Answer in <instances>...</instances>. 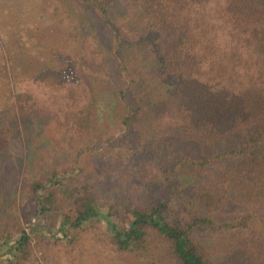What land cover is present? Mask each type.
Wrapping results in <instances>:
<instances>
[{
  "label": "trees",
  "instance_id": "1",
  "mask_svg": "<svg viewBox=\"0 0 264 264\" xmlns=\"http://www.w3.org/2000/svg\"><path fill=\"white\" fill-rule=\"evenodd\" d=\"M72 1L107 33L84 25L73 74L9 79L0 156L11 137L44 151L50 123L85 135L113 106L133 188L89 180L99 143L42 164L19 196L0 190V264H28L40 228L110 264H264V0Z\"/></svg>",
  "mask_w": 264,
  "mask_h": 264
},
{
  "label": "rangeland",
  "instance_id": "2",
  "mask_svg": "<svg viewBox=\"0 0 264 264\" xmlns=\"http://www.w3.org/2000/svg\"><path fill=\"white\" fill-rule=\"evenodd\" d=\"M47 2L48 0H19V9L23 16L19 19L22 23L21 33L16 36V39L11 41V44L13 45L16 43V48L21 47V45L23 48L24 45L28 43L26 41V38H28L26 35L29 33L31 35L32 44L35 43L40 45L39 41L44 40L59 46L52 48L47 46V49H45L44 46L42 49L38 47L40 49V54H38L39 58H37L38 63L35 65L36 69L30 70L31 66H29L26 69L29 73L28 76L44 68H53L73 74V57L81 53L80 44L81 36L85 33L83 31L84 25H88V22L90 24L88 28H94L96 32L99 31L100 33L106 34L107 30L101 25L97 16L90 9L82 6L76 1L52 0L51 7ZM17 9L18 8H16V13L19 11ZM57 12L63 13L64 22L60 18L57 19ZM18 18L19 17L16 19ZM61 23L65 25L64 28H61ZM91 23H94L95 27H92ZM122 27L127 34L133 33L130 27H125V25ZM4 29L7 35H12L11 31L13 32V26L11 23L8 22V27H4ZM67 30L70 31L69 36ZM17 34L18 33H16V35ZM67 36L70 39H68ZM6 40H8V38ZM11 44L8 45L11 46ZM75 44L78 46V51ZM142 55H145V52ZM23 74L27 73L24 72ZM21 78L23 77H18V75H16V77L13 79L11 78L10 81ZM110 78V82L112 83L108 80L97 83L98 90L102 91V97L105 96L107 91L112 89V84L115 82L116 77L114 75L110 76ZM8 97L9 86L7 81L2 85V88H0V105L5 104L8 101ZM109 106H111V102ZM112 107L113 106H111L110 109L105 108V111L100 110L97 125L91 131L85 133V135L76 134L50 123L45 127V146L48 148H45L44 151L40 153L38 152V148H33L37 150V152L29 159H27L26 149L22 140L18 137H11L7 146L8 153L3 157L0 156V190L7 192L15 191L17 196H19L32 175L37 173V170L41 168L42 164L45 165L52 161H66L70 158L74 150L89 142L88 144H101V148L86 154L85 160L89 180L94 181V183L101 182V185L108 190L115 188L121 193L129 192L133 187L127 186L128 183L126 179L128 178L127 166L130 160L132 147L129 146L130 141L119 135L118 118L114 113V109L112 110ZM135 190L136 192L134 194H138V196L144 197L146 195L145 191ZM69 214L71 215L72 213L70 212ZM9 222L12 226L13 222L11 220ZM38 232L47 235L43 228L33 232L32 244L35 253L34 258L30 260L28 264L109 263L108 261L106 263L98 259L92 252L83 251L82 248L84 249V246H82L81 249L79 248L82 251V253H80L75 248L65 247L59 243L53 244L50 238L45 240L48 241V243L43 246L41 244V239L44 238L41 237ZM85 244L88 245L87 241Z\"/></svg>",
  "mask_w": 264,
  "mask_h": 264
},
{
  "label": "crops",
  "instance_id": "3",
  "mask_svg": "<svg viewBox=\"0 0 264 264\" xmlns=\"http://www.w3.org/2000/svg\"><path fill=\"white\" fill-rule=\"evenodd\" d=\"M47 3L50 5V7L52 6V0H48ZM19 7V0H0V88H2V85L5 82L9 81V79L15 78L16 75H18V77L28 76L29 73L26 71V69L29 66H31L30 70L36 69L35 65L38 63V54H40V49H42L43 46L45 49H47V46H50L51 48L59 47L54 43L44 40L39 41L40 45H37L35 43L32 44L30 38L31 35L29 33L28 35H26V37H28L26 38V41L28 43H26L23 48L22 45L21 47L16 48V43H14L15 45H12L11 41L16 39V36L20 35L21 33L22 23L19 19H21L23 16L22 12H20ZM16 8H18L17 10H19L17 13ZM56 14L58 15L57 19L60 18L63 21V13L57 12ZM17 17L19 18L16 19ZM8 22L13 26V32L11 31L12 35H7L6 30L4 29V27H8ZM60 25L62 26L61 28L65 27L63 23H61ZM69 32L70 31H68V36ZM3 33H6L5 35L7 37ZM16 33L18 34L16 35ZM68 36L67 38L70 39ZM7 38L8 40H6ZM8 44H11V46H9ZM76 44L75 47L77 46ZM38 47H40V49ZM76 48L78 51V46ZM24 72H26L27 74H23Z\"/></svg>",
  "mask_w": 264,
  "mask_h": 264
}]
</instances>
